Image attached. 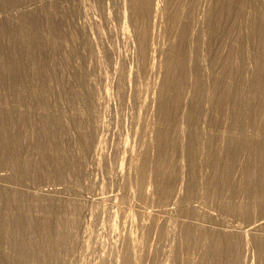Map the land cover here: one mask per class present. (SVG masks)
Wrapping results in <instances>:
<instances>
[{
	"label": "rangeland",
	"instance_id": "rangeland-1",
	"mask_svg": "<svg viewBox=\"0 0 264 264\" xmlns=\"http://www.w3.org/2000/svg\"><path fill=\"white\" fill-rule=\"evenodd\" d=\"M0 264H264V0H0Z\"/></svg>",
	"mask_w": 264,
	"mask_h": 264
},
{
	"label": "bare ground",
	"instance_id": "bare-ground-1",
	"mask_svg": "<svg viewBox=\"0 0 264 264\" xmlns=\"http://www.w3.org/2000/svg\"><path fill=\"white\" fill-rule=\"evenodd\" d=\"M146 2H148V1H145V3H143L142 2V4H146ZM142 4L140 5L141 7H143V6H145V5H143L142 6ZM147 6V5H146ZM145 6V7H146ZM209 6V5H208ZM149 7V6H148ZM140 8V7H139ZM147 8V7H146ZM206 8V7H205ZM140 10V9H139ZM143 11H145L144 10V8H143ZM149 13L151 14V16L153 17V20L154 21H156V16H157V11H158V4L156 3V5H153V7L151 6V8L149 7ZM206 11V10H205ZM205 11H203V12H205ZM149 13H147V14H149ZM142 14H143V12H142ZM145 15H146V13H144ZM149 14V15H150ZM147 16V15H146ZM148 17V16H147ZM201 17V16H200ZM147 41V40H146ZM145 43V42H144ZM146 46V45H145ZM145 48V47H144ZM146 48L148 49H150V47H149V44H148V47L146 46ZM146 51V50H145ZM146 53V52H145ZM205 113V112H204ZM205 115V114H204Z\"/></svg>",
	"mask_w": 264,
	"mask_h": 264
}]
</instances>
